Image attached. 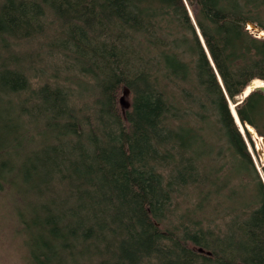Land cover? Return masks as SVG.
<instances>
[{"label":"trees","instance_id":"obj_1","mask_svg":"<svg viewBox=\"0 0 264 264\" xmlns=\"http://www.w3.org/2000/svg\"><path fill=\"white\" fill-rule=\"evenodd\" d=\"M249 23L264 0H0V193L32 263L264 264V180L229 106L264 81ZM53 26L61 60L34 84L16 47ZM236 110L264 137L263 90Z\"/></svg>","mask_w":264,"mask_h":264},{"label":"rangeland","instance_id":"obj_2","mask_svg":"<svg viewBox=\"0 0 264 264\" xmlns=\"http://www.w3.org/2000/svg\"><path fill=\"white\" fill-rule=\"evenodd\" d=\"M54 27L55 26H53V28L48 29L49 34L35 37L28 41H24L22 43V46L18 45L16 47L20 50L21 49L28 50L31 52L30 53L31 55L33 54L35 62L32 61L31 65H29L31 66L29 73L31 74V80L34 84H38L41 78L47 77L46 74H43V72H41L42 69L41 67L47 65L46 59H48V64L52 62L54 63L56 62V64H58L59 60H61L60 55L51 53L48 48L49 46L47 42L50 40V37L53 38V36H55L56 33ZM253 31L256 32L255 30ZM0 52H2L1 47H0ZM39 56L45 57V60L41 61ZM27 63L28 62H24L23 66L26 67L28 65ZM242 93L238 95L235 98V100L229 99L230 109L231 108L233 109L232 104L234 105V108H236L237 101L244 97ZM125 100L129 101L130 96L126 95ZM80 104L81 103H79V105ZM241 131L245 137V140L247 141L248 147L253 155L259 173L264 180V171H263L264 137L260 135L259 137H257L255 133L252 134L254 140V145H253L250 142L246 134V131H244V128H242ZM7 192L9 193L10 191L7 190ZM16 227H18V219L15 214V204L11 200H9V198L6 196L5 193L1 192L0 193V264H34L29 258V253L24 243V236L16 231ZM79 262H81V260H79Z\"/></svg>","mask_w":264,"mask_h":264},{"label":"water","instance_id":"obj_3","mask_svg":"<svg viewBox=\"0 0 264 264\" xmlns=\"http://www.w3.org/2000/svg\"><path fill=\"white\" fill-rule=\"evenodd\" d=\"M249 25H252V26H249ZM248 27H249L250 29H252V30H255V31H256V32H255L256 35H258V36H264V30H262L261 28L255 26L254 24L249 23V24H248ZM261 81H262L261 84L253 85L252 88H251L248 92L244 91V92L242 93V94L244 95V97H246V96H247L252 90H254V89H261V90L264 91V81H263V80H261ZM244 97H243V98H244ZM243 98L240 99V100H238V101H237V104H239V103L243 100ZM237 104H236V105H237ZM231 109H232V108H231ZM234 110H235L236 114H235ZM234 110L232 109L231 111H232L233 116H234L235 119H236L237 124H238V125L241 124V125L243 126V124H242V122H241V120H240V118H239V116H238V113H237L236 108H234ZM243 128H244V131H246V129H247L251 134H254V133H255V134L257 135V137H259V134L257 133L256 129H255L253 126H251L250 124L247 123L245 126H243Z\"/></svg>","mask_w":264,"mask_h":264},{"label":"bare ground","instance_id":"obj_4","mask_svg":"<svg viewBox=\"0 0 264 264\" xmlns=\"http://www.w3.org/2000/svg\"><path fill=\"white\" fill-rule=\"evenodd\" d=\"M261 83H262V81L260 79H255L251 82L250 86H248L245 91L248 92L252 88L253 85H258ZM232 106H233V110H234V105L232 104ZM234 112H235V110H234ZM235 114H236V112H235ZM240 128L241 129L243 128L242 125H240Z\"/></svg>","mask_w":264,"mask_h":264}]
</instances>
